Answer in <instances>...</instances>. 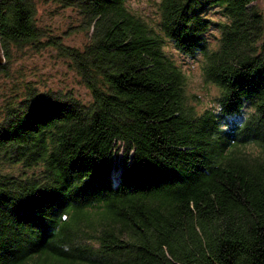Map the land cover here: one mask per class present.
I'll use <instances>...</instances> for the list:
<instances>
[{"label":"trees","instance_id":"obj_1","mask_svg":"<svg viewBox=\"0 0 264 264\" xmlns=\"http://www.w3.org/2000/svg\"><path fill=\"white\" fill-rule=\"evenodd\" d=\"M56 1L83 47L41 27L36 0H0V76L13 48H50L91 96L26 87L0 108V264H264L257 0H160L157 26L131 0ZM166 42L215 107L189 103Z\"/></svg>","mask_w":264,"mask_h":264},{"label":"rangeland","instance_id":"obj_2","mask_svg":"<svg viewBox=\"0 0 264 264\" xmlns=\"http://www.w3.org/2000/svg\"><path fill=\"white\" fill-rule=\"evenodd\" d=\"M36 1L37 20L41 27L49 29L54 36L63 37V42L69 46L81 48L88 42L86 32L80 27L77 12L61 6L56 0ZM159 1L131 0L129 5L146 21L157 26ZM257 5L264 13V0H257ZM214 35H217L216 32ZM165 50L183 67L187 78L186 93L189 103L199 112L215 107L219 90L205 81L199 61L180 56L168 42ZM12 54L9 74L0 76V108L11 95H24L26 87L36 88L39 92L71 94L85 102L90 100V92L76 71L56 51L50 48L35 51L31 46H25L22 49L13 48ZM16 169L11 168V171Z\"/></svg>","mask_w":264,"mask_h":264},{"label":"water","instance_id":"obj_3","mask_svg":"<svg viewBox=\"0 0 264 264\" xmlns=\"http://www.w3.org/2000/svg\"><path fill=\"white\" fill-rule=\"evenodd\" d=\"M6 63V59L0 44V67Z\"/></svg>","mask_w":264,"mask_h":264}]
</instances>
